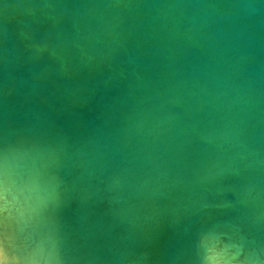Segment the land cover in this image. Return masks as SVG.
I'll return each mask as SVG.
<instances>
[{
    "label": "water",
    "instance_id": "water-1",
    "mask_svg": "<svg viewBox=\"0 0 264 264\" xmlns=\"http://www.w3.org/2000/svg\"><path fill=\"white\" fill-rule=\"evenodd\" d=\"M0 264H264V0H0Z\"/></svg>",
    "mask_w": 264,
    "mask_h": 264
}]
</instances>
